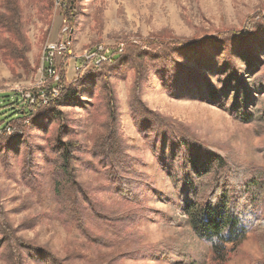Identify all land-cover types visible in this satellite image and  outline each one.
Instances as JSON below:
<instances>
[{
  "label": "rangeland",
  "instance_id": "rangeland-1",
  "mask_svg": "<svg viewBox=\"0 0 264 264\" xmlns=\"http://www.w3.org/2000/svg\"><path fill=\"white\" fill-rule=\"evenodd\" d=\"M15 1L16 32L0 29V122L14 118L10 105H22L17 93L37 85L48 43L68 37L77 56L120 43L129 62L79 85L55 115L11 123L14 133L0 136V264H212L207 247L188 233L186 216L168 201L174 193L147 137L160 145H171L173 136L198 140L233 172L263 163L264 125L233 121L194 87L217 84L215 69L225 57L210 45L188 54L169 51L168 43L242 32L254 20L264 27V0H76L70 23L60 0ZM10 2L0 0V27L11 17ZM234 49L227 68L240 70L248 85L255 74L264 81L263 49L251 73ZM199 57L209 66L198 68ZM65 64L71 81L74 61ZM104 140L111 151L99 153ZM60 142L72 145L65 174ZM171 152L180 153L163 151L160 160L170 164ZM118 185L134 198L119 197ZM224 257L225 264L259 262V239L247 236Z\"/></svg>",
  "mask_w": 264,
  "mask_h": 264
},
{
  "label": "trees",
  "instance_id": "trees-1",
  "mask_svg": "<svg viewBox=\"0 0 264 264\" xmlns=\"http://www.w3.org/2000/svg\"><path fill=\"white\" fill-rule=\"evenodd\" d=\"M3 1V0H1ZM64 9L67 22L70 23L74 15V3L76 0H60ZM11 3L14 5L10 8ZM9 14L11 17L4 20L2 29L5 33L16 32L18 26L19 12L15 11L16 1L8 3ZM10 8V9H9ZM11 12V13H10ZM1 18V16H0ZM256 21L248 22L241 32H227L217 34L214 37L195 38L190 41L169 42L170 50L173 48L179 51L191 53H200L204 46L210 45L212 51L225 57L224 64L215 69L214 79L217 84L205 81L204 83H194L198 98L203 102L212 104L215 108L227 114L233 121L241 125H250L259 123L264 125V81L259 80L256 74L252 77L250 84L243 80L240 70L227 68L230 56L239 46L241 58L245 62L244 66L250 71L255 68V62L259 60L256 56L259 54V47L264 52V41L262 42L259 34L264 38V27L256 25ZM261 25V24H260ZM263 34H262V33ZM260 39V41H259ZM252 45L253 48L246 50V46ZM254 54H257L256 56ZM127 49L121 54L113 53L111 64H103L92 71H86L84 74L77 73L74 79L68 81L65 70L62 68L61 74V92L57 98L50 102L48 106L37 105L34 110L30 107L28 101L23 99L21 93H17L22 98V105L14 103L10 106L13 109L14 118H5L0 122V130L19 120H29L45 115H55L59 108L73 98H75V89L86 81H97L108 72H117L118 67L123 63H128ZM209 59L199 57L196 61L198 68L209 66ZM220 68V69H218ZM247 71V70H246ZM194 76L192 73L189 77ZM94 83V82H92ZM48 88L52 87V82H48ZM45 87V88H46ZM48 91V89H44ZM44 91H41L44 93ZM16 94V93H14ZM16 94V95H17ZM37 94V91H32ZM136 107V105L134 104ZM133 106V107H134ZM141 109V106H137ZM55 117V116H54ZM8 120V121H7ZM5 123V124H4ZM150 123H152L150 121ZM4 124V125H1ZM154 124V123H153ZM146 137V136H145ZM174 142L171 145H160L158 139L148 138L151 154L156 158L161 172L169 181L173 190V198L168 199L175 203L186 216L188 233L195 236L201 245L208 249L209 258L212 264H225V250L228 246L240 244L247 236H254L259 239V245L262 251V258L259 262L253 264H264V158L263 163H249L243 170L233 172L229 164L221 157L210 153L201 146L198 140L190 138L171 137ZM190 137V136H188ZM3 139H0L2 141ZM59 156L63 163L61 171L65 174L64 166L68 162L72 145L70 143H58ZM109 141L104 140L99 153L111 151L108 147ZM178 149L180 153L171 152L168 156L171 163L167 164L166 159L160 160L163 151ZM119 197L123 199L134 198L125 187L116 186L114 190ZM155 194L159 193L153 188ZM0 226L2 224L0 223ZM15 244V243H14ZM14 245L12 250H14ZM49 255V254H47ZM46 255V256H47ZM36 259L44 258L41 253L33 254ZM199 260L191 261L193 264ZM205 261L203 260L202 263ZM53 264H59L56 260H51Z\"/></svg>",
  "mask_w": 264,
  "mask_h": 264
},
{
  "label": "built area",
  "instance_id": "built-area-1",
  "mask_svg": "<svg viewBox=\"0 0 264 264\" xmlns=\"http://www.w3.org/2000/svg\"><path fill=\"white\" fill-rule=\"evenodd\" d=\"M66 32L64 29L62 35H66ZM114 52L121 54L123 45L117 43L114 47H107L98 44L77 56L72 52L71 39L68 37H63L55 43L46 44L42 56L41 74H39L37 85L32 89V91H37V94L33 95L32 91L21 93L23 99L28 101L33 110L39 104L43 107L48 106L61 92L60 70L65 67L66 61L73 60L75 72L84 74L86 71H92L103 64H111ZM58 61H60L59 64ZM49 81L52 82L50 88L46 87ZM44 89H48V91H44ZM12 129L11 126L7 125L0 130V136L13 134L14 130Z\"/></svg>",
  "mask_w": 264,
  "mask_h": 264
}]
</instances>
